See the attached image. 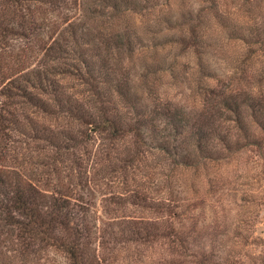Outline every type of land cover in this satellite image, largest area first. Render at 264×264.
Listing matches in <instances>:
<instances>
[{
	"label": "trees",
	"instance_id": "1",
	"mask_svg": "<svg viewBox=\"0 0 264 264\" xmlns=\"http://www.w3.org/2000/svg\"><path fill=\"white\" fill-rule=\"evenodd\" d=\"M171 1L0 0V264H57L54 254L65 264H116L130 243L187 242L183 220L205 199L179 202L177 169L246 146L264 158V91L211 85L207 55L224 23L209 19H222L221 7L199 0L195 17L188 9L173 18ZM155 12L135 72L123 59L132 61L141 32L124 18ZM181 59L187 75L194 62L186 102L160 90L162 77L177 81ZM150 155L171 163L159 198L129 184ZM117 174L121 187L103 193Z\"/></svg>",
	"mask_w": 264,
	"mask_h": 264
},
{
	"label": "rangeland",
	"instance_id": "2",
	"mask_svg": "<svg viewBox=\"0 0 264 264\" xmlns=\"http://www.w3.org/2000/svg\"><path fill=\"white\" fill-rule=\"evenodd\" d=\"M164 1L152 0L151 3H158L156 8H159ZM216 1L221 7L223 18H211L209 21L215 26L219 21L223 22L224 31L216 35L217 41L214 40L217 44L209 48L207 55L213 77L211 85L216 86L218 81H225L233 89L258 86L264 91V0ZM170 3L169 12L173 18L180 10L188 9L194 10L195 17V11L202 5L199 0H173ZM153 15L135 13L126 14L124 18L130 29L137 27V33L141 32L134 46L132 61L123 59L124 66L135 68V72L141 70L144 50L151 45L147 40L148 35H145V25L147 18L153 20L158 13ZM174 52L172 50L168 57ZM182 62L186 63L187 60H178L177 81L174 82L168 75L162 77L160 90L175 101L183 98L186 102L190 94L194 97V62H191V69L187 70L189 75L181 73L185 71L183 65L187 66ZM179 81L181 84L176 87ZM190 105L183 108L188 111ZM156 156L148 157V168L143 174V171L135 174V182H129L130 176L134 177L135 173L132 168L124 179H128L131 188H153L152 195L159 198L157 192L163 185L167 165L171 166V163L163 160V156ZM219 160L200 164L197 170L177 169L175 173L174 179L180 185L177 188L179 202H186L192 197L205 199L191 218L183 220L181 229L184 233H190L189 240L186 242L184 236L187 234H182L179 242H173V235L164 237L165 233L160 231L163 236L156 243H130L127 248L122 247L115 259L116 264H264V158L254 146H246L239 155H233L225 161ZM121 181V175L117 174V177L109 180L103 193L118 190ZM131 209L135 215L144 210L130 207L129 211ZM185 214L190 215L189 212ZM194 218L198 223L195 230ZM196 232L202 238L195 236ZM54 258L57 264H65L62 255L54 254Z\"/></svg>",
	"mask_w": 264,
	"mask_h": 264
}]
</instances>
